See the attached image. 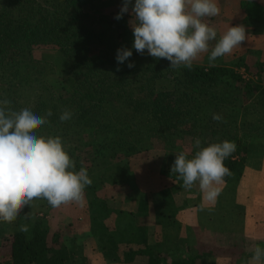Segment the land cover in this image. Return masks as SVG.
<instances>
[{"label": "trees", "instance_id": "obj_1", "mask_svg": "<svg viewBox=\"0 0 264 264\" xmlns=\"http://www.w3.org/2000/svg\"><path fill=\"white\" fill-rule=\"evenodd\" d=\"M99 2L113 5L107 11L102 7L91 11L90 6ZM120 5L121 0H0V97L16 110L32 106L42 116L50 110L47 123L36 131L61 137L76 171L116 165L120 177L124 170L118 165L150 149L154 141L165 150H174L185 137H199L202 146L223 140L235 143V151L223 162L230 173L224 182H239L248 154L247 139L256 143L264 133V86L242 80L236 69L258 77L264 73V57L257 61L248 54L228 68H176L163 58L146 70L122 68L115 61L116 50L131 47L133 37L127 14L114 19ZM242 7L249 16L248 8L256 6L242 3ZM136 56L133 50L130 58ZM250 61L256 66L248 65ZM64 110L72 116L61 122ZM222 111L226 120H213V114L225 118ZM124 177L118 183L121 188L129 182ZM90 179L84 192L92 200L84 206L89 211L103 207L106 212L108 200L94 194L104 186V177ZM113 186L108 188L114 191L117 187ZM40 199L6 222V228H13L10 235L0 229V264H78L72 259L79 250L72 247L76 241L67 239L72 244L67 247L59 234L49 238L48 223L32 210ZM168 202L175 214L173 201ZM146 203L140 199L136 212H146ZM21 225H27L28 231H20ZM137 230L124 245L123 235L109 233L107 228L93 237L101 244L106 263L195 264L201 258L198 253L179 259L163 257Z\"/></svg>", "mask_w": 264, "mask_h": 264}, {"label": "rangeland", "instance_id": "obj_2", "mask_svg": "<svg viewBox=\"0 0 264 264\" xmlns=\"http://www.w3.org/2000/svg\"><path fill=\"white\" fill-rule=\"evenodd\" d=\"M217 2L220 8L219 15L204 18V21L217 30L218 37L227 30L228 25L231 27L242 24L245 27V40L229 54L219 57L213 62L209 61V53H201L193 59L192 65L206 68L212 66L228 68L238 58L247 57L248 54L257 61L261 60L264 57V0H258L257 3L243 0H217ZM242 2L248 6H256L248 8L251 10L249 16L242 7ZM111 6L108 3L99 2L91 5L90 9L94 11L102 7L104 11H107ZM225 14L228 17L233 16L234 19L226 17ZM130 19L131 17L128 15V22ZM214 45L215 41L209 42V52ZM238 52L239 54H237ZM95 56L94 53L93 57ZM38 57L41 56L38 54ZM149 57L137 54L135 58H129V61L120 65L122 68L129 69L127 63L132 62L134 67L129 70H146L150 63L153 65L157 62L155 58ZM151 60L154 61L151 62ZM249 63L247 64L256 66L253 61ZM236 73L244 81L248 79L258 81L264 86V73L258 77L253 72L248 74L244 69H236ZM222 112L225 118L221 120H226L225 111ZM237 131L240 136L242 126L240 127L239 124ZM260 135L258 137L261 140L258 142H250L251 138L250 140L248 138L246 142L248 151L251 152L250 161L253 166L258 159L256 153L260 149H264V133H260ZM194 149L193 138L190 137H185L174 150H165L162 143L154 141L150 149L142 151L127 162L118 165L124 170V174L123 172L119 173L120 177L116 165L86 168L90 178L100 174L104 177V186L94 194L105 201L108 200L106 212L101 209L103 207H93L90 208V211L85 208L84 205L87 204V201L92 200L91 195L87 192H84V199L80 204L69 202L52 207L40 199L35 202L32 210L38 218L48 223L49 238L54 234H59L61 238L63 237L62 241L67 247L72 245L67 242V239L73 238L76 241L72 247L79 250L75 252L72 259L75 258L78 264H108L105 261L103 249L100 247L101 244L93 238L105 228L116 236L123 235L121 240L123 245L136 235L135 232L138 229L139 235L143 233L144 239L148 244H154L157 252L162 254L161 256L168 254V256H175L176 259H179L189 253H198L201 258L197 259L195 264H253L251 258L247 257L244 251L253 253L252 246L255 244L264 247V241L259 239V237L264 239V194L262 193L264 188L245 186L243 191L239 182H223L217 186L219 195L216 199L212 202L206 200V205H203L198 202L203 197L198 183L190 189L185 188L178 174L170 171L175 155L183 152L188 158H191L194 155ZM83 156H85L84 153H82ZM124 176L129 182L121 188L118 183L119 180L125 179ZM114 178L116 181H113ZM117 184L118 186H116ZM256 184H264V177L257 180ZM111 185L113 188H117L112 191L108 188L112 187ZM238 189L239 191H236ZM258 192L259 194H257ZM237 193L238 197L236 198ZM163 198H167L165 202ZM140 199H145L147 202L144 213L136 212ZM169 199L174 203L175 214H172V204L168 202ZM182 206L191 210V213H197L195 226H193L192 220L182 221L180 216L177 218L180 213L178 209ZM247 208H250L256 217L255 229L259 236L257 239L253 237L246 240L243 236L242 223H244ZM128 220L133 222L136 227L131 226ZM6 225L7 223L2 224L0 229L5 231L4 235H10L13 228L11 225L6 228ZM127 248L129 245H126ZM137 248L134 246V250ZM237 250L242 251V256L237 253ZM243 257L244 261H242ZM139 261L132 264H142ZM110 264H121V262H111Z\"/></svg>", "mask_w": 264, "mask_h": 264}, {"label": "clouds", "instance_id": "obj_3", "mask_svg": "<svg viewBox=\"0 0 264 264\" xmlns=\"http://www.w3.org/2000/svg\"><path fill=\"white\" fill-rule=\"evenodd\" d=\"M219 13L217 0H121L114 19L119 21L128 14L133 38L131 47L116 50L115 61L124 64L135 50L139 55L163 58L176 68H191L193 59L201 53H209V61L213 62L245 40L242 24L228 25L218 37L217 30L204 18ZM211 41L215 45L209 52ZM127 67L133 68L134 63L128 62ZM51 115L49 110L42 116L32 106L16 110L9 100L0 97V222L12 221L37 198L52 207L83 202L84 190L91 184L87 170H75L61 137L44 136L36 131ZM71 116V111L64 110L59 120L65 122ZM212 118L222 119L218 114ZM193 146L196 151L191 158L183 152L175 155L170 171L178 174L185 188L198 183L204 198L212 202L219 195L217 186L230 174L223 162L236 145L223 140L202 146L201 139L196 137ZM20 231L27 232V225H21ZM252 247L253 264H264V247L259 244Z\"/></svg>", "mask_w": 264, "mask_h": 264}, {"label": "crops", "instance_id": "obj_4", "mask_svg": "<svg viewBox=\"0 0 264 264\" xmlns=\"http://www.w3.org/2000/svg\"><path fill=\"white\" fill-rule=\"evenodd\" d=\"M243 1H246V2L250 1V2L255 3L258 0H243ZM225 16L228 17L227 14H225ZM228 18L234 19L233 16L228 17ZM237 54H239V52ZM248 154L246 156V160L244 163V169H243L242 175H241L240 180H239L240 188L243 191H244L245 186H252L255 188H260V187L264 188V184H262V185L256 184L257 180H261L262 177H264V149H260V151H258L256 153V155L258 154L257 155L258 159H257V163H254V166L252 165V162L250 161L251 152L248 151ZM244 181H245V183H244ZM236 191H239V189ZM262 193L264 194L263 189H262ZM257 194H259V192ZM237 197H238V193H237L236 198ZM199 200H198V202L202 203L203 205H206V199L204 198V195H203L202 199H199ZM236 201H237V199H236ZM180 209L181 210H180V213L177 215V218H178V216H180L182 221L192 220L193 226H195L196 221H197L196 217L198 216L197 213H191L190 212L191 210H189L186 207L184 208V206H182ZM255 219H256V217H255V215L252 214V210L250 208H247L246 209V215L244 218V223H242L243 236L246 240L247 239L250 240L253 237H255L257 239V237H259L257 234V231L255 229ZM259 239L264 241L263 238L259 237ZM257 242H258V240H257Z\"/></svg>", "mask_w": 264, "mask_h": 264}]
</instances>
